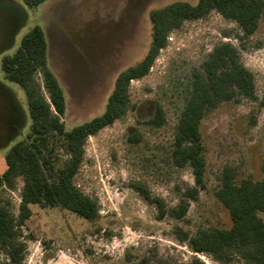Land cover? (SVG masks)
<instances>
[{"label": "rangeland", "instance_id": "rangeland-1", "mask_svg": "<svg viewBox=\"0 0 264 264\" xmlns=\"http://www.w3.org/2000/svg\"><path fill=\"white\" fill-rule=\"evenodd\" d=\"M174 0H45L36 6L24 0H0V173L4 155L29 130L26 95L1 70L21 37L39 25L47 40V65L65 96V128L71 129L103 112L117 73L133 65L150 43L148 11ZM195 3L196 0H184ZM236 23L211 11L173 30L148 73L130 81L129 107L112 124L89 136L75 184L96 200L99 218L91 223L60 208L31 205L22 228L26 254L22 264H125L150 256V264H182L192 256L174 239L175 225L228 227L227 210L213 195L226 165L237 177H261L264 157V20L240 50V60L255 80L256 99L224 103L201 121L207 189L190 203L184 220L156 218L153 206L131 188L144 184L167 205L178 199V187L193 184L188 167L170 159L174 127L190 86V73L219 41L231 40ZM230 34V37H225ZM156 104L162 106L159 126L145 123ZM21 179L0 185V197L17 214ZM259 215L264 220V212ZM203 264H222L207 254ZM0 264H6L0 250ZM228 264H242L234 259Z\"/></svg>", "mask_w": 264, "mask_h": 264}, {"label": "trees", "instance_id": "trees-1", "mask_svg": "<svg viewBox=\"0 0 264 264\" xmlns=\"http://www.w3.org/2000/svg\"><path fill=\"white\" fill-rule=\"evenodd\" d=\"M24 1L36 6L45 0ZM211 11L236 23L237 30L232 34L236 44L231 40L217 42L190 73L189 90L174 127L170 159L174 166L190 169L193 184L178 187L174 205H167L140 182L130 184L153 206L157 219L182 221L190 203L207 189L202 119L221 104L256 99L254 76L241 62L240 50L246 49L264 20V0H174L150 9V43L144 56L117 73L102 113L69 130L62 120L66 109L63 89L47 65L48 44L43 29L39 25L31 27L17 49L2 57L4 77L22 87L30 116L28 132L7 150L5 169L0 173V185L18 177L22 182L17 214L11 213L0 197V250L6 264H22L25 259L22 228L32 214L31 205L67 210L91 223L99 218L96 200L74 182L86 139L126 113L130 81L148 73L169 34L183 22L203 18ZM163 121L162 106L156 104L145 123L159 126ZM260 170L261 177L253 179L238 178L233 166L222 168L213 195L227 210L230 225L198 227L193 232L175 225L174 239L194 253L182 264H203L196 256L202 253L222 264L234 259L242 264H264V220L259 215L264 212V157ZM150 260V256H143L125 264H150Z\"/></svg>", "mask_w": 264, "mask_h": 264}]
</instances>
